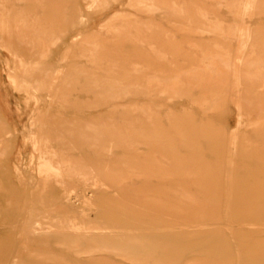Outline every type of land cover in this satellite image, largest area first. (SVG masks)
I'll list each match as a JSON object with an SVG mask.
<instances>
[{
    "label": "rangeland",
    "instance_id": "obj_1",
    "mask_svg": "<svg viewBox=\"0 0 264 264\" xmlns=\"http://www.w3.org/2000/svg\"><path fill=\"white\" fill-rule=\"evenodd\" d=\"M262 66L264 0H0V264H264Z\"/></svg>",
    "mask_w": 264,
    "mask_h": 264
},
{
    "label": "bare ground",
    "instance_id": "obj_2",
    "mask_svg": "<svg viewBox=\"0 0 264 264\" xmlns=\"http://www.w3.org/2000/svg\"><path fill=\"white\" fill-rule=\"evenodd\" d=\"M96 4V3H95ZM94 4V5H95ZM237 28H239V27H237ZM236 28V29H237ZM240 29V28H239ZM241 33V32H240ZM245 35V34H244ZM244 38H243V40L245 39V40H247L248 41V38L250 39V36L248 37H246V36H243ZM246 37V38H245ZM242 40V41H243ZM241 41V42H242ZM246 41V42H247ZM244 44V43H243ZM242 44V45H243ZM244 45H246V44H244ZM228 59V57L226 56L225 57V59ZM172 59V58H171ZM173 60V59H172ZM237 60V59H236ZM238 60H240V58L238 59ZM228 61V60H227ZM225 62V61H224ZM257 62V61H256ZM259 63H258V67H260V61H258ZM262 65V64H261ZM226 67V66H225ZM263 68H264V66H262ZM227 68H231V67H227ZM262 68V69H263ZM262 69H258L257 70V73L258 74H260V75H262V79H263V81H264V70H262ZM235 71V70H234ZM256 75V74H255ZM254 76V75H253ZM252 77V76H251ZM254 77H252V79H253ZM39 225H41V224H39ZM34 226H35V224H34ZM38 226V225H37ZM88 226V225H87ZM36 227V226H35ZM39 227V226H38ZM89 228H88V231H90V232H88L89 234H91L92 236H97V235H107V234H110L111 232H112V230H111V228L110 227H99V226H88ZM40 228V227H39ZM43 227H41V229H42ZM34 229V228H33ZM36 229V228H35ZM44 229V228H43ZM33 231H35V230H33Z\"/></svg>",
    "mask_w": 264,
    "mask_h": 264
}]
</instances>
